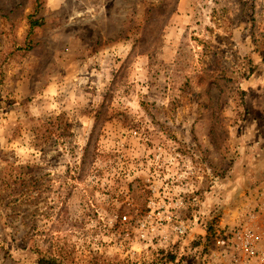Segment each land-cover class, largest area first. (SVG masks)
<instances>
[{
	"label": "rangeland",
	"instance_id": "rangeland-1",
	"mask_svg": "<svg viewBox=\"0 0 264 264\" xmlns=\"http://www.w3.org/2000/svg\"><path fill=\"white\" fill-rule=\"evenodd\" d=\"M40 256L264 264V0H0V264Z\"/></svg>",
	"mask_w": 264,
	"mask_h": 264
},
{
	"label": "built area",
	"instance_id": "built-area-1",
	"mask_svg": "<svg viewBox=\"0 0 264 264\" xmlns=\"http://www.w3.org/2000/svg\"><path fill=\"white\" fill-rule=\"evenodd\" d=\"M257 235L254 231L247 229L244 231L238 232L236 235L235 243L238 250L243 252L247 257H251L256 254V242ZM237 256L232 257L231 264H246L243 260L239 262Z\"/></svg>",
	"mask_w": 264,
	"mask_h": 264
},
{
	"label": "trees",
	"instance_id": "trees-1",
	"mask_svg": "<svg viewBox=\"0 0 264 264\" xmlns=\"http://www.w3.org/2000/svg\"><path fill=\"white\" fill-rule=\"evenodd\" d=\"M30 23H31V24H30L31 28H32L33 26H35V25L38 26V25L41 24V22H38L37 20H31ZM37 264H62V263L59 262L58 260H56V259L53 258V257L40 256V257L38 258ZM90 264H104V263L99 262L98 260L95 259V260L92 261Z\"/></svg>",
	"mask_w": 264,
	"mask_h": 264
}]
</instances>
